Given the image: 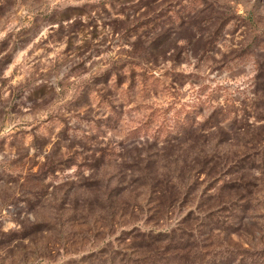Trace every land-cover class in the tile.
<instances>
[{"label":"rangeland","instance_id":"1","mask_svg":"<svg viewBox=\"0 0 264 264\" xmlns=\"http://www.w3.org/2000/svg\"><path fill=\"white\" fill-rule=\"evenodd\" d=\"M0 264H264V0H0Z\"/></svg>","mask_w":264,"mask_h":264}]
</instances>
